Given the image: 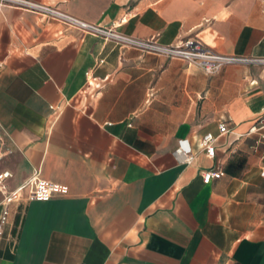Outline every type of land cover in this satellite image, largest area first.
I'll return each mask as SVG.
<instances>
[{
  "label": "crops",
  "instance_id": "obj_1",
  "mask_svg": "<svg viewBox=\"0 0 264 264\" xmlns=\"http://www.w3.org/2000/svg\"><path fill=\"white\" fill-rule=\"evenodd\" d=\"M36 1L138 38L264 57V0ZM263 116V63L209 74L0 3V172L9 191L35 172L52 188L0 201V264H264V127L251 131ZM211 168L224 175L205 182Z\"/></svg>",
  "mask_w": 264,
  "mask_h": 264
},
{
  "label": "built area",
  "instance_id": "obj_2",
  "mask_svg": "<svg viewBox=\"0 0 264 264\" xmlns=\"http://www.w3.org/2000/svg\"><path fill=\"white\" fill-rule=\"evenodd\" d=\"M1 4H10L24 9L32 10L44 14L54 20L63 22L77 29L94 33L105 39L114 40L124 46L138 48L145 52H152L165 55L171 58H178L189 63L195 64L202 68L206 73L212 74L220 71L224 66L229 64H264V57L248 56L241 54H223L198 38H190L176 44H164L157 40L143 39L125 34L117 27H106L95 24L72 15L56 6L46 4L36 0H0ZM264 127V116L261 119V125L253 126L251 131H256ZM221 132L229 129L225 124L220 125ZM264 138V134L262 135ZM217 137L211 133H206L201 144L210 157L215 156ZM178 152L188 161L192 160L190 147L187 140H181ZM224 172L220 169H207L204 172V181L209 182L214 178H220ZM264 175V169L262 170ZM12 176L10 171L0 173V190L5 194L4 202L9 204L12 201H18L22 198V192L26 190L30 197L35 199H48L52 196V188L49 184L41 179L40 173L34 175L24 184L12 191L8 190L5 179ZM8 208H4L0 217V237L4 233L5 225L8 221Z\"/></svg>",
  "mask_w": 264,
  "mask_h": 264
},
{
  "label": "rangeland",
  "instance_id": "obj_3",
  "mask_svg": "<svg viewBox=\"0 0 264 264\" xmlns=\"http://www.w3.org/2000/svg\"><path fill=\"white\" fill-rule=\"evenodd\" d=\"M6 151L7 150H6L5 146H3V144H0V160L5 156ZM0 173H2V172H0ZM6 179H5V183H6ZM4 199H5V194L0 190V201H4Z\"/></svg>",
  "mask_w": 264,
  "mask_h": 264
}]
</instances>
